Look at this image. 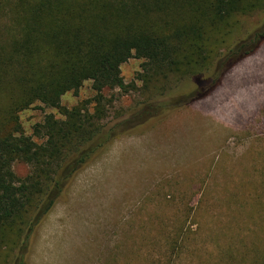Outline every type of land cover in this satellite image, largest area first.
Returning a JSON list of instances; mask_svg holds the SVG:
<instances>
[{
  "label": "rangeland",
  "instance_id": "374dc122",
  "mask_svg": "<svg viewBox=\"0 0 264 264\" xmlns=\"http://www.w3.org/2000/svg\"><path fill=\"white\" fill-rule=\"evenodd\" d=\"M263 22L264 9L241 17L220 51ZM142 63H123L126 88L104 91L106 121L128 119L169 86L158 98L170 105L140 112L141 125L81 169L24 250L14 229L0 264H264V41L182 106L181 92L197 90L191 78L145 79ZM94 94L86 81L61 105ZM46 114L61 118L39 103L21 111L24 132ZM13 170L24 177L29 166Z\"/></svg>",
  "mask_w": 264,
  "mask_h": 264
},
{
  "label": "trees",
  "instance_id": "16d2710c",
  "mask_svg": "<svg viewBox=\"0 0 264 264\" xmlns=\"http://www.w3.org/2000/svg\"><path fill=\"white\" fill-rule=\"evenodd\" d=\"M263 9L264 0H0V246L18 229L24 250L81 169L141 125L147 109L170 105L158 97L171 86L110 126L103 93L126 88L123 63L142 59L145 79L191 78L197 90L181 92L186 105L264 41L263 22L220 51L241 17ZM86 81L92 100L62 106L61 97ZM37 103L61 118L46 114L26 134L19 113ZM15 162L28 174L17 176Z\"/></svg>",
  "mask_w": 264,
  "mask_h": 264
}]
</instances>
